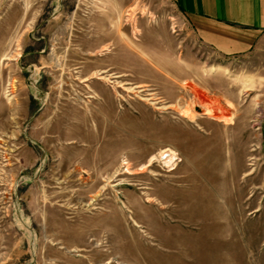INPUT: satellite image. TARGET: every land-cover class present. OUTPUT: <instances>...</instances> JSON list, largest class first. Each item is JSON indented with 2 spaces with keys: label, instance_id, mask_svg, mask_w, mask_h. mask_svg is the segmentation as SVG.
Listing matches in <instances>:
<instances>
[{
  "label": "rangeland",
  "instance_id": "obj_1",
  "mask_svg": "<svg viewBox=\"0 0 264 264\" xmlns=\"http://www.w3.org/2000/svg\"><path fill=\"white\" fill-rule=\"evenodd\" d=\"M0 264H264V36L226 55L174 0H0Z\"/></svg>",
  "mask_w": 264,
  "mask_h": 264
},
{
  "label": "crops",
  "instance_id": "obj_2",
  "mask_svg": "<svg viewBox=\"0 0 264 264\" xmlns=\"http://www.w3.org/2000/svg\"><path fill=\"white\" fill-rule=\"evenodd\" d=\"M174 2L197 39L219 53H247L264 36V0Z\"/></svg>",
  "mask_w": 264,
  "mask_h": 264
},
{
  "label": "bare ground",
  "instance_id": "obj_3",
  "mask_svg": "<svg viewBox=\"0 0 264 264\" xmlns=\"http://www.w3.org/2000/svg\"><path fill=\"white\" fill-rule=\"evenodd\" d=\"M208 110L212 111V108H207ZM209 112V111H208ZM188 115V114H187ZM190 118V117H189ZM170 152L168 153V155L165 157V160L164 162L167 163V162H170V161H173L174 160V156H175V152L174 151H171L169 150Z\"/></svg>",
  "mask_w": 264,
  "mask_h": 264
}]
</instances>
